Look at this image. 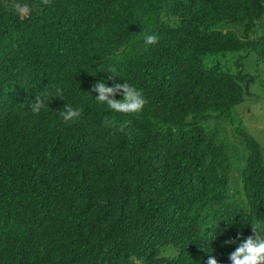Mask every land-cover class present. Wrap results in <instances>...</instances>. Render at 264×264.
I'll list each match as a JSON object with an SVG mask.
<instances>
[{
	"label": "trees",
	"instance_id": "16d2710c",
	"mask_svg": "<svg viewBox=\"0 0 264 264\" xmlns=\"http://www.w3.org/2000/svg\"><path fill=\"white\" fill-rule=\"evenodd\" d=\"M251 53L264 65V0H52L23 17L0 0V264H231L264 224V147L209 122L248 96ZM226 54L234 72L204 62ZM126 81L139 113L91 91ZM67 103L81 116L64 123Z\"/></svg>",
	"mask_w": 264,
	"mask_h": 264
},
{
	"label": "clouds",
	"instance_id": "9594fccd",
	"mask_svg": "<svg viewBox=\"0 0 264 264\" xmlns=\"http://www.w3.org/2000/svg\"><path fill=\"white\" fill-rule=\"evenodd\" d=\"M10 7L20 16H26L34 9H40L41 6H50L52 0H39L35 6H30L22 0H9ZM158 42V37L155 35H146L145 43L152 45ZM112 75L108 79H115L120 77L118 69L115 65L111 66L108 71ZM92 92H97L99 95L95 96L100 104H106L107 108L115 113L121 114H136L141 112L148 100L145 98L142 89H138L129 82L116 83L114 86H109L106 82H98L93 84ZM122 95V99H116V95ZM52 97L62 99L63 90L60 87H55L54 93L48 95H35L30 109L34 114H39L43 109L49 108V103ZM59 116L64 123L73 122L80 118L81 110L74 108L70 104H66L62 110L59 111ZM106 127H113L115 121L105 117L103 121ZM126 123V122H125ZM125 124H121V130ZM253 235L246 239L242 234H238L237 239L241 240L238 247L229 254L231 264H264V224H251ZM237 239H229L224 241L225 244H236ZM207 264H220V261L215 256L210 255Z\"/></svg>",
	"mask_w": 264,
	"mask_h": 264
},
{
	"label": "rangeland",
	"instance_id": "374dc122",
	"mask_svg": "<svg viewBox=\"0 0 264 264\" xmlns=\"http://www.w3.org/2000/svg\"><path fill=\"white\" fill-rule=\"evenodd\" d=\"M226 55L220 58L216 57L222 55L208 56L204 62L206 65H210L219 61L220 64L228 66L234 72L233 62L236 55L240 54ZM229 59L230 61H228ZM243 70L244 73L253 78V82L249 86L248 96L244 98L241 104L231 109L226 121H223L224 119L213 120L209 122V125L218 129L219 132L222 131L228 146L232 145L240 149L238 132H245L264 147V65L257 61L255 54L251 53L243 61ZM233 173L237 178L238 170Z\"/></svg>",
	"mask_w": 264,
	"mask_h": 264
}]
</instances>
